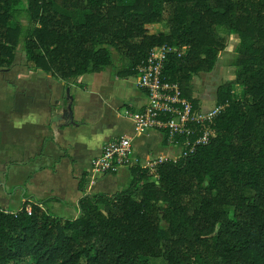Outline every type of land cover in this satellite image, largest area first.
<instances>
[{
    "label": "trees",
    "instance_id": "obj_1",
    "mask_svg": "<svg viewBox=\"0 0 264 264\" xmlns=\"http://www.w3.org/2000/svg\"><path fill=\"white\" fill-rule=\"evenodd\" d=\"M232 39L234 79L217 87L209 143L133 165L126 188L84 195L74 219L34 201L0 209V264H264V0H0V72L22 52L29 71L64 82L71 109L81 76L135 77L164 47L165 77L200 112L190 80Z\"/></svg>",
    "mask_w": 264,
    "mask_h": 264
},
{
    "label": "crops",
    "instance_id": "obj_2",
    "mask_svg": "<svg viewBox=\"0 0 264 264\" xmlns=\"http://www.w3.org/2000/svg\"><path fill=\"white\" fill-rule=\"evenodd\" d=\"M42 75L29 71L24 64L0 72V209L6 210L9 205L11 193L8 195L4 189L9 180L11 187L24 185L20 206L24 201L46 203L54 215L74 219L78 201L84 195L114 193L126 188L131 179L130 167L116 174L96 177L91 174L90 162L107 141L118 136L133 137L132 157L135 165L140 166L169 157V152L175 150L164 144L160 130L134 136L131 121L124 112L142 110L147 99L137 87L129 91L125 79L111 78L102 72L81 76L77 84L69 87L73 96V124L65 126L64 121L51 122L65 106L64 82ZM35 78L44 81L42 87L48 91L44 103L47 109L44 105L36 109L42 111L40 118L28 112H23L20 119L15 118L16 93L29 97L31 83L30 98L35 99L40 89L33 82ZM2 96L9 97V104ZM34 102L23 99L22 103L35 106ZM82 177L86 183L84 191L78 189Z\"/></svg>",
    "mask_w": 264,
    "mask_h": 264
},
{
    "label": "built area",
    "instance_id": "obj_3",
    "mask_svg": "<svg viewBox=\"0 0 264 264\" xmlns=\"http://www.w3.org/2000/svg\"><path fill=\"white\" fill-rule=\"evenodd\" d=\"M165 59L164 47H157L138 66L136 87L145 93L147 103L138 112L125 110L124 115L131 121L134 136H141L149 130H160L167 146H179L180 149L175 155L147 161L141 166L143 168L152 169L163 161L176 162L209 143L215 135L211 124L223 108L214 106L208 111L194 112L179 85L165 77ZM132 141L130 136H118L107 141L99 155L90 162L93 177L116 174L122 168L135 165ZM25 211L31 213L30 205L25 206Z\"/></svg>",
    "mask_w": 264,
    "mask_h": 264
},
{
    "label": "rangeland",
    "instance_id": "obj_4",
    "mask_svg": "<svg viewBox=\"0 0 264 264\" xmlns=\"http://www.w3.org/2000/svg\"><path fill=\"white\" fill-rule=\"evenodd\" d=\"M147 28L151 32H162V31H164L163 23L148 25ZM235 45H236V40L232 39L231 42L226 46L225 50L220 53L219 60L216 64V66L211 71H209L207 73H200L198 75H194L191 78L190 82L193 86V95L198 99L200 111H208V110L212 109L214 107V101H215L217 87L221 84L228 83L234 79L232 63L236 57V54L234 52ZM112 62L114 65L119 64V57L115 52H113V54H112ZM18 64H25L24 55L20 51H18L16 53L13 65L17 66ZM111 71H113V68L109 67L102 73H103V75L110 76ZM39 73L44 75V73H42V72H39ZM40 76L41 75L37 76V78H39ZM37 78H35L36 80H34L33 82H35L36 85L40 86V89L38 88L39 92L35 93V96H34L35 99L30 98V97H32V93H31L32 92V87H31L32 85H31V83L29 84L30 89L28 90V93L30 95L29 97L22 95V93H19V94H18V92L16 93L15 104L13 107L15 118L20 119L22 117L23 112L24 113L28 112V113L32 114L34 116V118H40L43 115L42 111L38 112L36 109H39V107H42L44 105V103L47 101L48 91L46 92L44 90V88L42 87L44 81L38 80ZM136 79H137V76L130 77V78L124 80V82L126 84L127 83L129 84L128 85L129 91H132V90L135 91ZM233 92L237 96L241 92V88L238 86H235ZM3 98L4 97L2 96V99ZM4 99L7 100V102H8L7 104H9V97H7V98L5 97ZM23 99L34 100L35 106H33V105L28 106V103L27 104L22 103ZM44 106L46 108V105H44ZM122 106L123 105H121V107ZM32 109H35V110L32 111ZM6 116L7 117L9 116V111L6 113ZM5 117H3V119ZM34 122H37V120H34ZM174 148H175V150H173L172 152H169L170 153L169 156L177 154V152L180 149L179 146H176ZM11 188H13V189H11ZM4 189L6 190V192H8V195H9V191L11 193L10 201L8 202L9 205L7 207H5V209H6L5 211L16 212L17 209H19V207H20L21 192H23L24 185L20 186L19 184H17L14 187H11L9 184V180H7V183H6V186H4ZM65 217H66V215H65Z\"/></svg>",
    "mask_w": 264,
    "mask_h": 264
},
{
    "label": "water",
    "instance_id": "obj_5",
    "mask_svg": "<svg viewBox=\"0 0 264 264\" xmlns=\"http://www.w3.org/2000/svg\"><path fill=\"white\" fill-rule=\"evenodd\" d=\"M63 121L65 126L73 124L72 109L69 105L64 106L61 113L54 115L51 119V122H54L55 124L62 123Z\"/></svg>",
    "mask_w": 264,
    "mask_h": 264
}]
</instances>
